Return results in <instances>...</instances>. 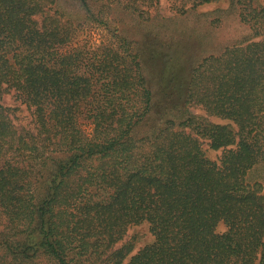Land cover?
<instances>
[{"label": "trees", "instance_id": "obj_1", "mask_svg": "<svg viewBox=\"0 0 264 264\" xmlns=\"http://www.w3.org/2000/svg\"><path fill=\"white\" fill-rule=\"evenodd\" d=\"M76 1L141 21L157 3ZM228 2L244 41L152 80L141 40L76 41L56 0H0V264H264V0ZM11 89L34 132L1 103ZM142 223L153 242L129 256L116 245Z\"/></svg>", "mask_w": 264, "mask_h": 264}, {"label": "rangeland", "instance_id": "obj_2", "mask_svg": "<svg viewBox=\"0 0 264 264\" xmlns=\"http://www.w3.org/2000/svg\"><path fill=\"white\" fill-rule=\"evenodd\" d=\"M56 4L65 13L72 14L74 21L79 24L76 41L88 44L101 45L108 43L113 34L125 36L132 43L141 40L144 44L142 63L145 74L158 78L160 71H169L168 67L174 60L178 62L181 70L194 66L202 57L210 54H218L226 46H231L244 41L249 34L247 27L241 23L235 12H228V0H217L198 6L184 15L175 12L171 0H157L155 6L149 8L152 17L146 21L137 19L130 12L120 9L118 6H101L91 2L90 11L93 18H87L84 9L76 0H56ZM136 47L134 44H132ZM167 68V69H166ZM2 104L13 108V119L18 128L24 127L34 132L32 114L27 106L22 103L11 89L2 97ZM191 111L205 115L198 107H192ZM215 122L226 123L215 117H209ZM86 133H90L91 125L83 124ZM146 130L141 129L139 134ZM203 149L209 158L215 159L220 151L208 148L207 142H203ZM254 179H261V171L251 173ZM223 226L219 230H224ZM153 235L146 223L131 225L126 231L124 241L132 243L129 256L140 248L153 242ZM43 262V261H42Z\"/></svg>", "mask_w": 264, "mask_h": 264}]
</instances>
